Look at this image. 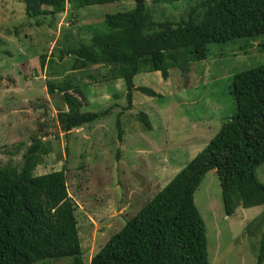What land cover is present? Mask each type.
Listing matches in <instances>:
<instances>
[{"label": "trees", "instance_id": "16d2710c", "mask_svg": "<svg viewBox=\"0 0 264 264\" xmlns=\"http://www.w3.org/2000/svg\"><path fill=\"white\" fill-rule=\"evenodd\" d=\"M19 1L15 12L21 11L37 27L57 19L67 6L73 11L110 3L134 4L129 12L106 15L104 32H95L87 40L79 38L74 47L67 45L60 52V57H70L67 67H49L48 77H63L57 82L48 81L46 90L61 98L65 110L58 112L57 122L65 134L117 109L115 130L122 141L120 116L132 108L133 94L162 98L148 87L135 86L137 75L159 73L167 80L171 70L185 74L192 64L201 68L212 46L250 44L264 35V0H201L175 22L153 20L146 0ZM151 1L174 5L180 0ZM7 2L0 1V7L6 9ZM214 56L221 53L215 52ZM45 59V55H38L41 71L46 68ZM91 66L107 68L110 79L123 82L125 107L111 104L100 112H81L84 87L81 89L73 76L63 74H87L90 70H82ZM230 88L235 114L159 192L138 211L129 212L124 226L89 264H208L205 228L194 205V193L210 172L219 179L225 216H232L237 207H264V185L255 174L256 168L264 164V64L233 75ZM136 120L145 131H152L155 119L139 112ZM44 127L43 123L39 131L46 136ZM30 137L32 142L22 163L0 167V264H36L66 258L72 259V264H82L77 208L69 196L65 172L61 169L34 175L46 149L41 137ZM257 227L263 229L256 263L261 264L264 217Z\"/></svg>", "mask_w": 264, "mask_h": 264}, {"label": "rangeland", "instance_id": "374dc122", "mask_svg": "<svg viewBox=\"0 0 264 264\" xmlns=\"http://www.w3.org/2000/svg\"><path fill=\"white\" fill-rule=\"evenodd\" d=\"M0 1H8L6 9L0 7V167L19 166L32 142L30 136L41 137L46 153L40 156L34 175L64 170L69 196L77 208L82 264H89L124 226L129 212L138 211L159 192L235 114L230 95L232 76L264 64V35L250 44L212 46L201 68L192 64L185 74L171 70L167 80L159 73L137 75L135 86L148 87L162 98L151 99L135 92L132 108L120 116L124 134L119 141L117 109L69 134L60 131L57 115L65 108L60 96L46 89L48 81L63 77L50 78L47 71L50 66L67 67L70 57H60L67 45L74 47L79 38L87 40L95 32H104V17L131 11L133 2L73 11L67 6L57 19L37 27L21 11L15 12L19 0ZM200 1L165 5L146 0V4L153 20L175 22ZM215 52L221 56H214ZM37 53L46 56L42 71ZM82 71L88 72L63 74L73 76L79 87H84L81 112H100L111 104L126 106L124 84L110 79L107 68L91 66ZM139 112L155 119L152 131H145L136 120ZM43 123L46 136L39 131ZM255 174L264 185V164ZM194 205L205 228L208 264L258 262L263 229L257 224L263 221L264 207H237L232 216H225L219 179L213 172L204 176L195 191ZM71 262L66 258L36 264Z\"/></svg>", "mask_w": 264, "mask_h": 264}]
</instances>
